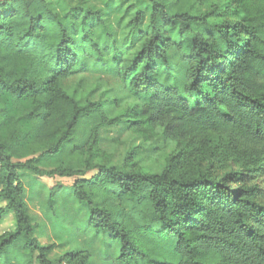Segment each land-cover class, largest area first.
I'll return each mask as SVG.
<instances>
[{"label":"clouds","instance_id":"1","mask_svg":"<svg viewBox=\"0 0 264 264\" xmlns=\"http://www.w3.org/2000/svg\"><path fill=\"white\" fill-rule=\"evenodd\" d=\"M0 264H264V0H0Z\"/></svg>","mask_w":264,"mask_h":264}]
</instances>
